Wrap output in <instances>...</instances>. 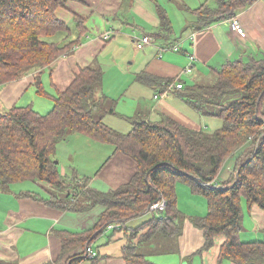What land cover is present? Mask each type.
Instances as JSON below:
<instances>
[{"label":"trees","instance_id":"trees-1","mask_svg":"<svg viewBox=\"0 0 264 264\" xmlns=\"http://www.w3.org/2000/svg\"><path fill=\"white\" fill-rule=\"evenodd\" d=\"M68 1L0 0V84L21 78L32 68L51 67L58 57L70 53L83 41L86 19L75 15L80 33L72 39V26L56 13ZM219 1L217 7L203 3L194 9L197 19L193 28H204L255 0ZM165 12L161 11L162 27L156 32L164 38L173 29ZM103 80V68L87 64L55 97L48 112L19 105L0 111V188L6 190L17 181L40 179L48 182V197L26 194L49 205L77 210L105 204L106 209L92 230L57 231L64 254L91 239L96 231L105 230L110 221L138 216L152 202L166 197V209L154 211L144 225L130 231L131 241L122 247L128 264H156L137 252L132 237L141 239L154 232L177 234L183 212L177 203L176 182L180 178L192 180L208 200L207 214L194 217V222L204 230L206 240L202 249L212 247L215 237L224 235L220 257L239 264H264V240H242L240 236L244 202L249 208L257 204L264 209V60L230 61L215 70L214 81L207 84H189L180 77L166 81H183L184 86L176 89L181 97L195 109L224 120L212 132L191 128L164 115L158 121L142 117L130 133H122L109 126L101 115L114 111L116 103L99 90ZM35 84L38 91L45 92L39 77ZM72 132L114 143L137 161L133 177L108 191L89 186L88 178L77 171L69 181L55 156L57 144ZM246 144L248 152L239 156L234 175L223 185L214 183L225 160ZM146 225L147 231L140 232ZM85 252L86 249L72 254L68 263L78 264L89 258Z\"/></svg>","mask_w":264,"mask_h":264},{"label":"crops","instance_id":"crops-1","mask_svg":"<svg viewBox=\"0 0 264 264\" xmlns=\"http://www.w3.org/2000/svg\"><path fill=\"white\" fill-rule=\"evenodd\" d=\"M219 2L182 0L181 4L177 3L183 19L182 27L176 29L174 22L177 18L169 8L171 2L163 4L161 0H69L56 13L72 26V33L75 32L72 39L80 33L75 24V15L86 19L87 32L83 41L70 53L58 57L51 67L29 69L21 78L0 84V111L15 105L32 106L40 112L43 109L45 112L51 110L55 97L72 82L79 68L99 62L108 47L121 40L114 39L116 34L120 38H129V42H138L144 34H148L153 42L139 47L143 48L139 54L134 52L140 57L137 65V57L130 61L125 60L126 48L112 57L114 70L118 69L123 75L115 74L114 80L117 83L124 82L118 84L116 94L105 87V69L99 65L104 70V80L99 90L107 94L110 101H116L114 111L101 113L105 122L122 133H130L136 120L142 117L158 121L164 115H170L191 128H204L197 117L198 114L204 116L203 113H197L193 107L195 113H191L194 112L190 107L191 103L181 97L178 90L174 89L162 95V91L167 88L166 81L180 77L189 84H207L206 76L215 74V70L230 61L264 60V0H255L204 28H193L192 24L197 19L194 9L203 3L217 7ZM162 9L166 11L173 25L171 34L165 38L156 35L162 27ZM234 18L239 19L243 25L242 33L232 27ZM185 32L188 33L187 36H184ZM108 33L110 37H106ZM190 55L195 58L191 60ZM189 64L193 69L186 73L185 68ZM38 77L45 89L43 93L38 91L35 84ZM153 93L157 101L151 107L144 100L154 99ZM157 93L160 96H156ZM126 94L139 100L140 110L137 113H123L116 108V104L120 103V96ZM180 100L191 112L178 108V102L182 105ZM38 104L40 108L36 106ZM123 122L126 125L123 126ZM128 125L131 129L126 132ZM61 147L67 155L63 160L56 157ZM246 152L248 147L242 146L233 156L227 158L214 183L223 185L222 182L233 176L239 156ZM56 156L62 173L73 175L77 171L78 175L88 178L89 186L100 191L116 189L127 183L138 167L137 161L114 143L100 141L80 132H72L60 140ZM64 166L68 167V171ZM27 192L38 193V197L49 195L46 185L38 179L11 183L6 190L0 188V264H70L69 257L84 252L88 246H91L95 254L81 259L78 264H128L122 247L131 241L128 238L130 231L144 225L154 216V210L148 206L146 211L128 218L126 222L119 219L110 221L105 230L96 231L91 239L64 254L63 242L57 231L92 230L106 209L105 204L98 203L89 209H62L29 196ZM176 193L178 207L183 212L180 231L173 235L154 232L141 239L132 237L136 242L137 252L156 264H239L230 258L220 257L221 245L226 238L224 235L216 236L212 247L202 249L206 238L204 230L194 222V217L207 214L206 195L194 187L192 180L185 178L177 180ZM254 206L244 210L243 229L240 234L242 240H264V209ZM110 223L117 226L109 227ZM146 227L147 225L143 226L140 232L145 233ZM111 230L114 233L107 236ZM96 241L97 246L94 244Z\"/></svg>","mask_w":264,"mask_h":264},{"label":"rangeland","instance_id":"rangeland-1","mask_svg":"<svg viewBox=\"0 0 264 264\" xmlns=\"http://www.w3.org/2000/svg\"><path fill=\"white\" fill-rule=\"evenodd\" d=\"M161 2L164 4V3H170L171 2V6L169 8H171V11L172 13L176 16L177 20L174 22L175 26H176V29H180L182 27V19H183V13L180 11V9L178 8V4H181L182 3V0H173V1H169V0H161ZM160 6H163L162 4ZM160 10H161V7H160ZM173 17V16H172ZM75 35V32L72 33V37H74ZM188 33L185 32L184 33V36H187ZM121 36H119L118 34H116V37L114 39H121V40H117L115 41L111 46L108 47V49L106 50V54H103L102 58L99 59V62H96L94 63L95 65H102L105 69V74H106V80H105V87L106 88H109L111 90V92L113 93H117L118 91L117 88H118V84H123L124 82L121 81L119 83H117L114 78H115V74L119 75V76H123L121 74V72L116 69V71L114 70V56L116 55L117 52L123 50L124 48H126V51H125V60L126 61H130L132 60L134 57H137V59L135 60V63L136 65L138 64V60H139V56L136 55L134 52H138L139 54V51H142L143 48H140L138 47V44L137 42H134L133 40H131L129 42V38H120ZM70 38V36H69ZM113 39V40H114ZM126 39V40H125ZM122 41V42H121ZM130 43V44H129ZM129 44V45H128ZM145 50V49H144ZM140 54H142L140 52ZM104 56H106L104 58ZM113 57V58H112ZM186 73H190V72H186ZM188 77H191L192 75H187ZM118 77V76H117ZM190 79V78H189ZM215 79V74L213 73L212 75H208L206 76L205 78V82H213ZM153 91H154V88H153ZM153 98L155 99H151L149 101L147 100H144L145 104L149 105V106H153L155 104V102L157 101V99L154 97V93H153ZM181 101V100H180ZM182 102V101H181ZM108 107L111 108V104L109 103V100H108ZM139 100L137 98H133L131 96H129L128 94H126L125 96H120V103L119 104H116V108L119 110V111H122L123 113H137L136 111L137 110H140L139 109ZM189 105V104H187ZM191 105V104H190ZM189 105V106H190ZM37 107H39V104L36 105ZM54 106V103L52 105V108ZM192 108V105L190 106ZM40 108V107H39ZM178 108H181L185 111H189L191 112L190 108H188V106H186V104H184L182 102V105L178 102ZM194 108V107H193ZM192 108V109H193ZM195 109V108H194ZM193 111L194 112H191V113H195V110L197 111V113H203L197 109H195ZM46 110L43 109L42 112H45ZM48 112V111H47ZM204 116H202L201 114H198V118L200 119V121L202 122V126L207 130V131H214L216 128L218 127H221L223 124H224V120L217 116V115H213V114H207V113H203ZM121 125V123H120ZM126 125L125 122H123V126ZM131 129V126L129 127L128 125V128L126 130V132H129ZM124 132V131H123ZM125 133V132H124ZM58 145V144H57ZM243 146H247L246 145H243ZM58 159L60 160H63L64 158L67 157L66 155V151L65 150H62V147L60 149H58V154L56 156ZM63 166V165H62ZM66 170L68 171V167H65ZM66 171V172H67ZM68 174V173H67ZM72 174V173H71ZM67 175V179H70L69 181H72L73 180V175ZM40 180V179H38ZM45 185L46 187L48 188V182L46 180H41ZM181 181L179 182V184H181ZM200 195H204V194H200ZM245 201V200H244ZM192 206H195V205H192ZM254 206V205H252ZM259 206V205H256L254 206L255 208ZM260 207V206H259ZM148 209V207H147ZM249 209V206L247 205V202L245 201V206H244V210H248ZM149 216V215H148ZM249 214H247V218H248ZM256 216V215H255ZM257 219H258V216H257ZM248 224V223H246ZM114 232L111 230L109 233H107V236L110 235V234H113ZM97 242V241H96ZM95 246L98 245V242L97 243H94ZM84 264H87V263H84Z\"/></svg>","mask_w":264,"mask_h":264},{"label":"built area","instance_id":"built-area-1","mask_svg":"<svg viewBox=\"0 0 264 264\" xmlns=\"http://www.w3.org/2000/svg\"><path fill=\"white\" fill-rule=\"evenodd\" d=\"M232 27L238 32V33H242L244 31V27L243 25L241 24V22L239 21V19L237 18H234L232 20ZM110 36V33H108V35H106V37H109ZM153 40H152V37L148 34H144L137 42L138 44V47H143L145 44H149V43H152ZM175 48H178L177 46ZM190 58L191 60H193L195 58L194 55H190ZM192 65L189 64L186 68H185V71L186 72H191L192 71ZM179 77H177L178 79ZM184 86V83L183 81L181 80H171V82H168L167 83V88L165 91H162V95H164L165 93H168V92H171L173 91L174 89H180ZM156 96H160V93H157ZM264 128V123H263V126ZM212 182H205L204 184H210ZM168 205V200L166 197H161L160 199L152 202L150 205H149V209L151 210H154V211H158V210H164L166 209ZM117 225H113L112 223L109 224V227H116ZM91 246H88L86 249V255L87 256H92L94 255L95 253L92 251V249L90 248Z\"/></svg>","mask_w":264,"mask_h":264},{"label":"water","instance_id":"water-1","mask_svg":"<svg viewBox=\"0 0 264 264\" xmlns=\"http://www.w3.org/2000/svg\"><path fill=\"white\" fill-rule=\"evenodd\" d=\"M56 163H59V160L58 159L56 160Z\"/></svg>","mask_w":264,"mask_h":264}]
</instances>
